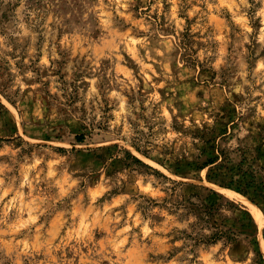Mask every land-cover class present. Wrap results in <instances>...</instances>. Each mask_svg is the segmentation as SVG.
<instances>
[{
    "label": "rangeland",
    "instance_id": "1",
    "mask_svg": "<svg viewBox=\"0 0 264 264\" xmlns=\"http://www.w3.org/2000/svg\"><path fill=\"white\" fill-rule=\"evenodd\" d=\"M219 163L264 167V0H0V264H264Z\"/></svg>",
    "mask_w": 264,
    "mask_h": 264
},
{
    "label": "trees",
    "instance_id": "2",
    "mask_svg": "<svg viewBox=\"0 0 264 264\" xmlns=\"http://www.w3.org/2000/svg\"><path fill=\"white\" fill-rule=\"evenodd\" d=\"M77 138L79 141H83L84 134H78ZM131 156L136 161L141 162L135 155L131 154ZM217 159L218 157L210 158L208 163H215ZM243 164L244 163H240L238 166H229L224 163H219L216 165L218 170L214 174L224 178L221 181L222 185H227L228 187L236 185L235 189L242 194L250 195L253 193L256 195H264V167L261 166L256 168ZM221 234L222 233L217 232L212 240H217Z\"/></svg>",
    "mask_w": 264,
    "mask_h": 264
},
{
    "label": "bare ground",
    "instance_id": "3",
    "mask_svg": "<svg viewBox=\"0 0 264 264\" xmlns=\"http://www.w3.org/2000/svg\"><path fill=\"white\" fill-rule=\"evenodd\" d=\"M254 213H255V216L257 217V219H259V211L256 210Z\"/></svg>",
    "mask_w": 264,
    "mask_h": 264
}]
</instances>
